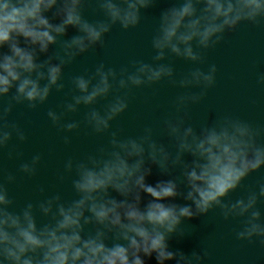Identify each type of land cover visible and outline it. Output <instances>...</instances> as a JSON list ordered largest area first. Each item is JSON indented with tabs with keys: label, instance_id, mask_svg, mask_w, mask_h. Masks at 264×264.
I'll return each instance as SVG.
<instances>
[{
	"label": "clouds",
	"instance_id": "1",
	"mask_svg": "<svg viewBox=\"0 0 264 264\" xmlns=\"http://www.w3.org/2000/svg\"><path fill=\"white\" fill-rule=\"evenodd\" d=\"M157 3L0 0V152L7 149L9 160L20 161L18 172L24 177L38 174L42 155L24 159L19 144L28 137L10 118L17 106L36 111L53 91L65 96L58 111L49 108L46 113L58 131L74 133L84 127L107 137L95 151L64 161L57 180L71 179V200L38 186L43 198L17 210L9 193L17 175L0 168V264H146L145 258L153 256L157 264H205L210 257L206 248L186 254L172 250L169 240L189 234L185 221L214 210L223 220L238 222L236 240L264 246V214L258 207L264 204V180L230 199L264 168V126L230 114L199 128L189 122L191 106L204 101L216 85L217 66L201 67L206 53L241 25L264 30V0H169L151 39V62L134 59L119 69L100 62L64 82L65 69L102 49L113 27L137 28L142 13ZM89 10L99 18L88 19ZM69 29L75 34L69 36ZM173 58L192 67L177 74ZM256 79L264 86V71ZM162 82L182 90L161 122L167 143L152 126L138 136L113 129L134 90ZM82 109V119L70 118ZM62 139L71 144L69 135ZM153 167L167 179L148 183ZM177 198L187 203H175Z\"/></svg>",
	"mask_w": 264,
	"mask_h": 264
}]
</instances>
